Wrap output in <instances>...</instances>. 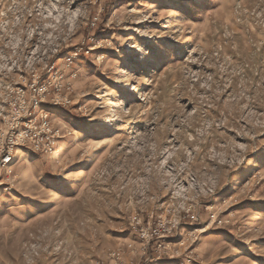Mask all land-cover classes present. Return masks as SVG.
<instances>
[{
    "label": "rangeland",
    "instance_id": "374dc122",
    "mask_svg": "<svg viewBox=\"0 0 264 264\" xmlns=\"http://www.w3.org/2000/svg\"><path fill=\"white\" fill-rule=\"evenodd\" d=\"M75 51L71 134L0 175V264H146L133 216L174 226L156 264H264V0H0V120Z\"/></svg>",
    "mask_w": 264,
    "mask_h": 264
},
{
    "label": "built area",
    "instance_id": "2783aa9c",
    "mask_svg": "<svg viewBox=\"0 0 264 264\" xmlns=\"http://www.w3.org/2000/svg\"><path fill=\"white\" fill-rule=\"evenodd\" d=\"M77 56V51L69 54L64 58L63 68L51 66L43 75L34 71L11 89L0 120V175L9 173L18 149L28 148L47 155L55 150L61 139L71 134L68 128L60 127L50 109L43 106L70 102L68 97L77 73L70 68ZM129 225L142 241L141 256L146 257V264H156L162 257H171L169 235L174 226L169 221L160 216L156 223L151 224L148 220L144 225L141 217L133 216ZM120 250L118 247L109 252L110 264H124ZM96 264L105 262L97 261Z\"/></svg>",
    "mask_w": 264,
    "mask_h": 264
}]
</instances>
